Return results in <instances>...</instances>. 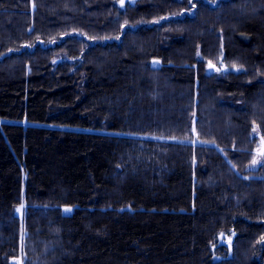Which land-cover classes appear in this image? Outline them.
<instances>
[{"label": "trees", "instance_id": "trees-1", "mask_svg": "<svg viewBox=\"0 0 264 264\" xmlns=\"http://www.w3.org/2000/svg\"><path fill=\"white\" fill-rule=\"evenodd\" d=\"M0 120V264H264V0H0Z\"/></svg>", "mask_w": 264, "mask_h": 264}, {"label": "snow or ice", "instance_id": "snow-or-ice-1", "mask_svg": "<svg viewBox=\"0 0 264 264\" xmlns=\"http://www.w3.org/2000/svg\"><path fill=\"white\" fill-rule=\"evenodd\" d=\"M121 6L123 7V0H121ZM262 154H264V153H262ZM252 163L255 165V164L259 163V161H257L256 159H253ZM64 211H65L66 213H68V212H71L72 209H71V208H65ZM262 239H264V238H262Z\"/></svg>", "mask_w": 264, "mask_h": 264}, {"label": "water", "instance_id": "water-1", "mask_svg": "<svg viewBox=\"0 0 264 264\" xmlns=\"http://www.w3.org/2000/svg\"><path fill=\"white\" fill-rule=\"evenodd\" d=\"M260 139H261V147L259 149V154L262 155V153H264V137L261 136ZM230 247H231V250H232L231 244H230Z\"/></svg>", "mask_w": 264, "mask_h": 264}, {"label": "rangeland", "instance_id": "rangeland-1", "mask_svg": "<svg viewBox=\"0 0 264 264\" xmlns=\"http://www.w3.org/2000/svg\"><path fill=\"white\" fill-rule=\"evenodd\" d=\"M157 63V62H156ZM1 121V120H0ZM261 146V142L259 143L258 149ZM261 160H264L263 158H261ZM20 214H22V208L18 211ZM15 264H23L22 260H16Z\"/></svg>", "mask_w": 264, "mask_h": 264}, {"label": "bare ground", "instance_id": "bare-ground-1", "mask_svg": "<svg viewBox=\"0 0 264 264\" xmlns=\"http://www.w3.org/2000/svg\"><path fill=\"white\" fill-rule=\"evenodd\" d=\"M260 135V134H259ZM260 137H261V135H260ZM263 137V136H262ZM260 142H261V139H260ZM261 147V146H260ZM260 149V148H259ZM259 151V150H258ZM261 155V154H260ZM263 155V154H262Z\"/></svg>", "mask_w": 264, "mask_h": 264}]
</instances>
